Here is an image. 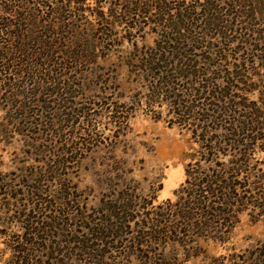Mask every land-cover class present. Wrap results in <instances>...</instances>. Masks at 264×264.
Segmentation results:
<instances>
[{
    "label": "rangeland",
    "instance_id": "1",
    "mask_svg": "<svg viewBox=\"0 0 264 264\" xmlns=\"http://www.w3.org/2000/svg\"><path fill=\"white\" fill-rule=\"evenodd\" d=\"M134 1L0 0V264H264L258 206L211 237L174 215L178 196L188 199L178 193L187 165L206 154L201 134L222 136L220 124L232 120L198 113L248 108L232 100L264 108V0H168V21L177 10L202 11L193 25L205 32L185 45L184 60L203 81L228 80L234 94L225 104L197 99L198 82L177 75L170 85L182 107L170 93L150 100L159 82L142 59L163 50L171 29L158 6L146 17L128 13ZM207 3L216 12L203 14ZM242 71L252 77L244 86L235 81ZM258 136L256 175L264 174Z\"/></svg>",
    "mask_w": 264,
    "mask_h": 264
},
{
    "label": "trees",
    "instance_id": "2",
    "mask_svg": "<svg viewBox=\"0 0 264 264\" xmlns=\"http://www.w3.org/2000/svg\"><path fill=\"white\" fill-rule=\"evenodd\" d=\"M138 1L140 3H137ZM167 2L168 0H135L134 6L128 8V13L134 15L138 11L142 17H146L150 13L149 9L152 6H158L160 10L158 21H162L161 17H164V22H167L168 19L165 18L166 8H170L166 4ZM204 5L206 9L203 10V14L209 15L210 10L216 12L212 3ZM247 5L250 4H246L245 6ZM200 12L202 13L201 10H188L183 13L181 10H177V14L171 15L173 17L169 18L167 22L171 30L167 36L165 35L167 40H163V44L160 46L163 50L150 52L147 59H142V64H144V68L147 70V77L150 79L149 81L157 80L159 82V84H151V87H148L149 92L150 89L152 90L151 95H149L150 100L153 101L157 97L161 99V95L170 93L169 97L176 99L173 101L174 104L182 107V102H184L183 97L177 91H172L173 86L170 85V83L177 79V75L185 77L190 75L198 82L201 89H197L192 93L197 99L216 97L217 100H221L225 104L226 98L234 97V94L231 93L232 90L227 85L228 80L224 86H219L217 81L215 82V78L214 81L213 78L203 81L199 78L200 73L203 72L196 68V64L190 63V60H184L186 55L184 47H187L185 45L189 44V42H191L190 46L192 43H197V37H199L200 33L204 34L205 32L204 30L195 31L196 27L194 26L193 19ZM217 18L220 20V17ZM205 23L211 28L215 26L216 29L217 27L220 28L221 22L218 23L216 17L208 16ZM221 25L226 27L223 24ZM193 31L196 33H194L195 36L191 34ZM218 33H221V31L218 30ZM196 47L199 46L196 44L190 48L196 49ZM169 48L173 51H170ZM190 48L188 49L190 50ZM175 60L180 61V63L188 68L177 67L173 63ZM172 64L175 65L173 68ZM235 73L237 74V72ZM240 73L245 80L237 74L235 81L241 82L242 86H244L252 77L244 74L243 71ZM254 74L257 76L258 72L254 70ZM44 78L51 79L45 74ZM229 83L233 85L231 80ZM253 84L255 86L256 81ZM263 100L261 104H263ZM232 102L235 106L248 108H243V111L240 110L241 112L238 114H236V110L231 111V108H224L223 112L219 111L221 108H206L204 111L198 113L202 117L199 119L223 113V115L228 116V119L229 116L232 117V120L228 122L229 126L227 127L224 123L210 128L217 129L218 126L224 128L225 133L222 136L204 137V134H201L202 138L206 141L203 145L206 154L204 153L205 156L201 154L193 163L187 165V178L178 193L184 191L188 199L180 200L183 197L178 196L180 199L174 203V205H178L177 209H175V217L183 219L185 224L191 227V233L196 232L198 236L211 237L219 232L221 227L225 229L230 228L234 224L237 212L245 210L246 207L258 206L262 211L261 214H264V187H262L264 185V174L262 172L257 175L253 174L252 170L258 167L250 163V159L255 151V145L258 140L263 138L262 136H258V134L264 132V117L261 115L264 114V108H260V105L256 104L255 101L251 104H245L241 100L240 102L232 100ZM208 105L213 107L222 106L215 101H209ZM184 107L191 108L192 105H184ZM185 112L190 113L188 109L183 112L184 115H186ZM220 119L222 120V117L216 118L218 121ZM210 125L213 124L209 123L208 126ZM229 150L233 153L229 164H225L224 161L220 160L213 162L215 156L218 158L220 153L228 154ZM258 170L262 169L258 168ZM252 191L255 192V196L251 194ZM218 224L220 227H218Z\"/></svg>",
    "mask_w": 264,
    "mask_h": 264
}]
</instances>
